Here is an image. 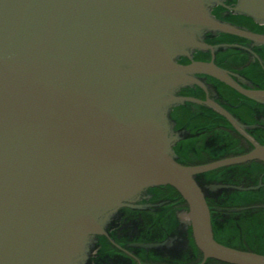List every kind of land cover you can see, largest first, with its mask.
<instances>
[{"label": "water", "instance_id": "water-1", "mask_svg": "<svg viewBox=\"0 0 264 264\" xmlns=\"http://www.w3.org/2000/svg\"><path fill=\"white\" fill-rule=\"evenodd\" d=\"M224 0H0V264H90L98 238L149 188L170 186L189 207L206 258L264 264V256L214 239L209 194L244 188L204 184L218 168L264 162V146L241 157L184 166L171 111L195 99L181 90L212 76L264 105L214 62L207 36L264 45V35L216 18ZM233 15L264 26V0H238ZM209 104L236 129L239 120ZM251 187L247 190L256 189ZM245 190V189H244ZM157 247V246H154Z\"/></svg>", "mask_w": 264, "mask_h": 264}, {"label": "flooded vegetation", "instance_id": "flooded-vegetation-1", "mask_svg": "<svg viewBox=\"0 0 264 264\" xmlns=\"http://www.w3.org/2000/svg\"><path fill=\"white\" fill-rule=\"evenodd\" d=\"M237 2L224 0L212 13L235 24L246 17L233 15L226 7L233 8ZM244 21L236 25L264 35L263 28L257 32V24ZM206 43L228 47L215 53L196 51L192 58H181L179 63L214 62L231 73L241 88L264 90V45L227 34L209 35ZM200 77L209 86L207 90L190 86L179 93L198 102H187L171 111L175 131L185 133V138L174 147L178 159L210 160L190 165L204 166L244 156L254 149V144L264 146V105L212 76ZM210 101L236 117L244 127L236 129ZM234 145L239 155L227 156ZM257 163H261L263 170H257ZM200 179L204 184L227 183L245 189L209 194L207 205L213 236L229 248L264 256V162L218 168ZM251 187L257 188L247 190ZM188 213L187 203L174 188L159 186L145 190L135 202L119 211L107 234L98 238L90 264H228L206 258L200 251Z\"/></svg>", "mask_w": 264, "mask_h": 264}, {"label": "trees", "instance_id": "trees-1", "mask_svg": "<svg viewBox=\"0 0 264 264\" xmlns=\"http://www.w3.org/2000/svg\"><path fill=\"white\" fill-rule=\"evenodd\" d=\"M245 20V21H244ZM247 22V23H250L251 25H255L254 23H253V21L252 20H250V19H247V18H243V19H240V20H238V21H235V24L237 23V24H240L241 22ZM257 28H259L258 30H257V32H261V29L263 28L264 29V27H258L257 25H255ZM231 148H233V149H231V151L227 154V156H229V155H232V156H237V155H239V153L237 152V150H238V147H236L235 145L233 146V147H231ZM233 150V151H232ZM226 156V157H227ZM210 160H207V159H204V160H200V161H197V162H193V161H190V160H188V159H178V162L180 163V164H182V165H184V166H190V165H198V164H204V163H208ZM256 168H257V170L258 171H260V169H262L263 170V167H262V165H261V163H257L256 164Z\"/></svg>", "mask_w": 264, "mask_h": 264}]
</instances>
